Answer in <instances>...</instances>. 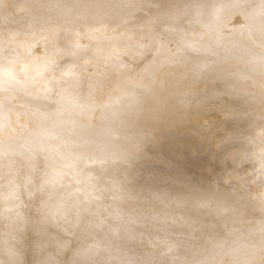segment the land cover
I'll list each match as a JSON object with an SVG mask.
<instances>
[{
    "label": "rangeland",
    "instance_id": "rangeland-1",
    "mask_svg": "<svg viewBox=\"0 0 264 264\" xmlns=\"http://www.w3.org/2000/svg\"><path fill=\"white\" fill-rule=\"evenodd\" d=\"M184 1L0 0V91L27 92L25 97L19 94L22 99H0V144L10 149L17 167L0 177V190L4 189L0 196L10 194L8 200L15 204L17 197L11 192L17 191L16 185L6 177L18 183L30 177V187L14 209L29 222L10 234L7 246H13L14 253L3 246L5 220L12 218L2 208L6 199L0 198V264H235L230 242L205 222L197 235L189 231L192 236L176 242L169 230L188 225L185 213L194 212L198 219L205 209L199 214L180 201L179 209L166 216L172 206L160 207V194L163 188L173 197L195 188L208 199L213 195L204 184L213 188L264 184V0H210L212 7L223 2L219 17L227 19L228 31L216 36L207 28L216 19L209 14L200 17L201 5L209 0H188L194 7L183 11ZM162 14L178 25L159 23ZM166 48L175 54L166 56ZM84 53L90 66L100 69L89 70L79 58ZM133 88L137 99L132 105L128 94L125 99L115 91L130 93ZM40 95L47 98L41 102ZM78 101L86 103L77 110L93 123L90 129L74 126L75 119L61 118L55 121L57 131H50L51 119L76 111ZM63 104L67 110L58 113ZM115 140L129 145L114 147L118 153L108 158L106 152ZM46 141L54 151L74 149L77 154L69 153L68 163L51 162L53 153L44 147ZM220 147L227 151L220 154ZM84 159L94 170L98 166L108 170L107 177L81 176L75 163ZM55 167L68 175V181L43 203L47 197L39 192L47 186L41 178ZM123 168L124 176L119 174ZM151 173L163 187L156 191L148 184L138 191L141 177ZM72 187L82 194L63 195L61 189ZM76 200L82 204L78 211L89 205L93 211L79 214L70 233L63 224L40 220L47 204H61L63 212L54 211L59 216L71 215ZM236 211L229 218L230 212L223 213L226 225L244 217L247 228L237 239L244 250L256 248L264 238V220L250 217L242 208ZM40 239L44 240L37 244ZM261 246L256 261L250 260L256 257L250 253L248 259L243 257L245 252L239 259L243 264H264Z\"/></svg>",
    "mask_w": 264,
    "mask_h": 264
},
{
    "label": "bare ground",
    "instance_id": "bare-ground-1",
    "mask_svg": "<svg viewBox=\"0 0 264 264\" xmlns=\"http://www.w3.org/2000/svg\"><path fill=\"white\" fill-rule=\"evenodd\" d=\"M161 2V0H153V2ZM180 2H179V4L181 3V0H179ZM185 3H182V4H184V6H183V11H185V10H190V9H192V7H194L193 5V3L191 2V1H188V0H185L184 1ZM194 2V1H193ZM211 1L209 0V1H205V2H203V4L201 5V8H202V13L200 14V17L201 18H205L206 16H208V14H209V16H211L212 18H214V19H212L213 21L216 19V22L214 23V22H212V23H210V24H208L207 25V28L209 29V31L210 32H213L214 33V35L216 36V35H222V34H224V33H226L227 31H228V28H226V23H225V21L227 20V19H225V18H223V20L219 17L221 14L219 13L220 12V10H221V7L223 6V2L222 1H220L221 3L220 4H217V5H213V7H212V4L210 3ZM164 3V2H163ZM165 5V4H164ZM219 5V6H218ZM161 7V6H160ZM161 14V13H160ZM163 16L161 17V19H160V21H159V23H161V24H165L166 22L167 23H169L170 25H171V27L173 26V27H175V26H177L178 25V23L176 22V21H173V20H170V17H169V15L168 14H162ZM218 15V16H217ZM225 16V15H224ZM168 20H169V22H168ZM257 21V20H256ZM261 21V20H260ZM258 22V24H261L260 26H262V23H259V21H257ZM256 22V23H257ZM23 23V22H22ZM241 23V22H240ZM247 24H248V22H247ZM257 24V25H258ZM25 25V24H24ZM241 25V24H240ZM239 25V26H240ZM254 25H255V22H254ZM238 26V27H239ZM242 26V25H241ZM244 26V25H243ZM242 26V27H243ZM248 26V25H247ZM256 26V25H255ZM241 27V28H242ZM246 27V26H245ZM257 27V26H256ZM240 28V29H241ZM256 30H257V28H256ZM29 32H31V31H29ZM240 32H242L241 30H240ZM243 35H244V33H242ZM252 34V33H251ZM54 35V34H53ZM245 36H247L246 34H245ZM54 38V37H53ZM188 38L187 37H184V40H187ZM48 43H49V41H48ZM50 45H51V43H49ZM49 46V45H48ZM77 46V45H76ZM3 47V46H2ZM5 47V46H4ZM50 47V46H49ZM66 47H71V44H70V46L69 45H67ZM48 48V47H47ZM72 48H74L73 47V45H72ZM71 48V49H72ZM81 49H83V48H81ZM49 50V49H48ZM85 50V49H84ZM121 50V49H120ZM81 51V50H80ZM82 52V51H81ZM94 52V51H93ZM14 53V52H13ZM39 53V52H38ZM95 53V52H94ZM94 53L92 54V52H91V54L94 56ZM163 53L166 55V56H172V55H174L175 54V52L174 51H172L171 49H169V48H166L164 51H163ZM33 54V53H32ZM72 54V53H71ZM104 54V53H103ZM122 54V53H121ZM38 55V54H37ZM90 55V54H89ZM8 56V55H7ZM16 56V55H15ZM95 56H97V55H95ZM89 57V56H88ZM106 57V56H105ZM52 58V57H51ZM80 58V61L89 69V70H95V69H97V68H99V67H96V66H90V60H89V58H87V55H86V53H84V54H82L81 55V57H79ZM102 59V58H101ZM101 59H99V60H101ZM94 60V58L92 59V61ZM95 61H97V59L95 58ZM121 61V60H120ZM55 62H56V60H55ZM97 64H98V62H96ZM100 64V63H99ZM98 64V65H99ZM122 64V63H121ZM3 65H4V62H3ZM12 65V64H11ZM76 65V64H75ZM74 65V66H75ZM119 65V64H118ZM2 67V66H1ZM86 67H84V68H86ZM5 68V67H4ZM4 68H3V70H4ZM100 69V68H99ZM107 69V68H106ZM116 69H117V67H116ZM14 70V69H13ZM80 70V69H79ZM83 70V69H82ZM98 70V69H97ZM103 70V69H102ZM118 71H120V66L118 67V69H117ZM2 71V70H1ZM6 71L8 72V69H6ZM85 71V70H84ZM101 71V70H100ZM99 71V72H100ZM117 71V72H118ZM4 72V71H3ZM9 72H11V69L9 70ZM109 72H110V70H109ZM108 72V73H109ZM116 72V73H117ZM42 73V72H41ZM112 73V72H111ZM123 73V72H122ZM126 73V72H125ZM3 75H5V74H3ZM38 75H41V74H38ZM109 75V74H108ZM16 76V75H15ZM118 76V75H117ZM116 76V77H117ZM121 76V75H120ZM125 76H128L127 74L125 75ZM46 77V76H45ZM113 77V76H112ZM122 77V76H121ZM9 78V77H8ZM11 78V77H10ZM47 78V77H46ZM115 78V77H114ZM113 78V79H114ZM7 79V78H6ZM120 79V78H119ZM123 79V82H125L126 83V81H127V83H128V79L127 78H122ZM10 80H12V79H10ZM37 80V79H36ZM7 81H8V79H7ZM7 81H5V82H7ZM22 81V80H21ZM38 81V80H37ZM41 81V80H40ZM149 81H151V80H146V83H149ZM114 82V81H113ZM112 82V83H113ZM9 83H10V81H9ZM15 83V82H14ZM23 83V82H22ZM21 83V84H22ZM34 83V82H33ZM118 83H121V81L120 82H118ZM118 83H116V84H118ZM45 84V83H44ZM84 84V83H83ZM86 84V83H85ZM122 84V83H121ZM7 85H8V83H7ZM18 85V84H17ZM20 85V84H19ZM25 85V84H24ZM28 85V84H27ZM31 85V84H30ZM79 85V84H78ZM119 85V84H118ZM126 85V84H125ZM16 86V85H15ZM36 86V85H35ZM37 86H39V85H37ZM79 86H81V84L79 85ZM78 86V87H79ZM86 86V85H85ZM111 86H113V85H111ZM115 86H117V85H115ZM122 86V85H121ZM81 87H83V86H81ZM36 88V87H35ZM117 88V87H116ZM125 88V87H124ZM78 89V88H77ZM120 89V88H119ZM130 89V88H129ZM0 90H2V89H0ZM30 90V89H29ZM49 90V89H48ZM77 91V90H76ZM79 91L82 93V95H83V92H84V89L83 88H80L79 89ZM115 91H116V93H118V95L119 96H121L122 95V97L124 98L125 97V93L126 94H128L127 96L129 97V99H131V102H130V105H132L135 101H136V99H137V93H136V90L133 88V89H131V91H130V93H127L126 91H125V89H123V90H116L115 89ZM118 91V92H117ZM49 92V91H48ZM111 92V91H110ZM24 94L23 96L25 97L26 96V91H25V89H14V88H12V89H8V90H4L3 92L2 91H0V99L2 100L3 99V101L4 100H6V102L7 101H14V100H17L16 98L17 97H19L20 99H22V96H19V94ZM31 93V92H30ZM35 93V92H34ZM44 94H45V92H43ZM20 94V95H21ZM31 94H33V93H31ZM42 94V93H41ZM51 94V93H50ZM29 95V94H28ZM46 95V94H45ZM45 95L44 96H42V95H40L41 96V98H42V101L41 102H43V100L45 99V98H47V97H45ZM113 95V94H112ZM109 96H110V94H109ZM29 97H31V96H29ZM111 97H113V96H111ZM18 98V99H19ZM38 98H40V97H38ZM49 98H53V99H55V97H52L51 95L49 96ZM106 98V97H105ZM118 98V97H117ZM116 98V99H117ZM120 99V98H119ZM125 99H127L126 97H125ZM105 100V99H104ZM106 100L107 101H110V100H108L107 98H106ZM2 101V102H3ZM55 102H57V100L55 101ZM115 102V101H114ZM17 103V102H16ZM48 103V102H47ZM47 103H46V106H47ZM109 104V103H108ZM77 107L78 108H76V111H73L72 113H63V114H61V115H59V116H56L54 119H51V121L53 122V124H50L49 126H48V129H51L50 131H52V132H54V130H56L57 131V128H58V125L57 124H59L58 122L57 123H55V121L56 120H58V119H61L62 118V120H64V119H75V120H72L74 123H73V125L75 126L77 123H78V125L81 127V126H84L85 127V129H90V126H91V124H93V123H91V122H89L88 121V119H85V118H83V117H81L80 115H79V111L77 110V109H81V108H85V105H86V103L84 102V104H81L79 101L77 102ZM107 105V104H106ZM114 106H115V104H113ZM112 105V106H113ZM117 105V104H116ZM174 105V104H173ZM178 105V104H177ZM1 106H2V104H1ZM42 106H44V105H42ZM58 108H61L62 107V105H60L59 103H58ZM68 106V105H67ZM67 106H65L64 107V104H63V107L64 108H62V109H58L59 110V112L58 113H61V112H64L65 110H67ZM109 106H110V104H109ZM3 107V106H2ZM174 107H176V104H175V106ZM173 107V108H174ZM1 108V107H0ZM37 108V107H36ZM55 108V107H54ZM108 108V107H107ZM2 109V108H1ZM48 109H49V107H48ZM110 109H112L111 107H110ZM53 110V109H52ZM54 110H57V109H54ZM51 111V110H50ZM68 111H69V108H68ZM67 111V112H68ZM106 111V110H105ZM8 112V111H7ZM70 112V111H69ZM12 113V112H11ZM27 113V112H26ZM56 113V112H55ZM101 114H102V112H100ZM98 114L99 116L101 115V114ZM9 115V114H8ZM7 115V116H8ZM130 115V114H129ZM10 117V116H9ZM8 117V118H9ZM12 117V116H11ZM29 117V118H28ZM59 117V118H58ZM27 118L28 119H30V116L28 115L27 116ZM26 117L24 118V120L25 119H27ZM99 118V117H98ZM131 118V116L130 117H128V118H126V119H123V120H128V119H130ZM21 118L19 117V120H20ZM14 120V119H13ZM77 120V121H76ZM101 120V119H100ZM59 121H61V120H59ZM67 121H70V120H67ZM20 122V121H19ZM23 122V121H22ZM65 122L66 121H64V124H65ZM71 122V121H70ZM14 123H16V121L14 122ZM69 124V123H68ZM94 126V125H93ZM70 126H68L67 127V130H68V128H69ZM94 128V127H93ZM28 129V128H27ZM77 129H79V128H77ZM94 129H96V128H94ZM132 129V128H131ZM126 130V129H125ZM129 131H130V129H128ZM45 131V130H44ZM68 133H70V132H73V131H67ZM28 133V132H27ZM27 133L26 132H23V135H27ZM30 133V132H29ZM31 133H33V132H31ZM30 133V134H31ZM33 136H34V134H33ZM33 136H31L30 135V138L31 137H33ZM36 136V135H35ZM70 135H68V137H69ZM20 137H21V135H20ZM23 137H25V136H23ZM29 137V136H28ZM27 137V138H28ZM241 137H246V136H241ZM26 138V137H25ZM34 138V137H33ZM38 138V137H37ZM21 138H19V140H20ZM29 140V139H28ZM35 140V139H34ZM46 140V139H45ZM44 140V141H45ZM161 140H162V138H161ZM31 141V140H30ZM31 142H33V141H31ZM152 142V141H151ZM131 145H132V143H130ZM9 145H10V143H9ZM8 145V146H9ZM45 146L44 147H46V148H49L50 150H51V153H53L52 155H53V157H52V155H51V162H56L57 160H59L60 158H64V157H67V155L69 154V153H74V154H77V153H75V151H74V149H71V151L70 150H68V151H61V150H59L60 152H57V150H52L51 148H52V143L49 141H46V143L44 144ZM129 145V143H126V142H121V141H118V140H115L114 142H113V144L111 145L112 147L110 148V149H113L114 147H120V148H124V147H127ZM157 145V144H156ZM7 146V145H6ZM13 146V145H12ZM12 146H10V147H12ZM4 147V146H3ZM6 148V147H5ZM31 148V147H30ZM29 148V149H30ZM151 148V147H150ZM196 148V147H195ZM7 149V148H6ZM219 149V153L220 154H223V153H225L227 150L225 149V148H222V147H220V148H218ZM8 150H10V149H8ZM71 155H73V154H71ZM156 155V154H155ZM155 155H152V157L153 156H155ZM148 156V155H147ZM68 158V157H67ZM264 158H262V160H263ZM84 161V160H83ZM82 161V162H83ZM88 161V164H90V161L89 160H87ZM87 164V165H88ZM104 164V163H103ZM165 165H167V164H165ZM90 166V165H89ZM88 166V167H89ZM91 167V169H93L92 168V166H90ZM71 169V168H70ZM136 171V170H135ZM135 174H137V173H135ZM134 174V175H135ZM153 174L154 173H151V174H148L147 176H142L141 178H142V180L143 181H141V184L139 185H136V188L138 189V191H140V190H143L144 189V186L145 185H148L149 184V186H150V188L151 189H154V190H156L157 191V189H159V187L160 188H162L163 186H160V184H159V182L157 181V178H152V177H154L153 176ZM76 175V174H75ZM166 175H168V176H172V172H168ZM66 176H68L67 174H62V173H60V174H56V176L55 177H51V176H48V180L49 181H47V183H45V185L47 186V188H44V189H41V192H39V193H41V194H44V197L46 196L47 197V199L46 200H44L43 201V203H45L46 201L48 202V200H49V202L51 201V196H52V192H53V190H55V189H58V190H60L59 188H61L60 186H62V184H64L66 181H68L67 180V178H66ZM135 177H138L137 175L135 176ZM130 178H132V176L130 177ZM129 178V179H130ZM14 177H6V181L7 182H11V183H14L15 185H16V189H17V191L14 189V191L13 192H11V196L12 195H15V197H17V200H16V203L15 204H13L12 202L13 201H9L8 199H9V196H10V194H7V193H3V194H1V196H0V198L1 199H6L5 201H3L2 202V204H4L3 205V210L5 209L7 212H11V220H5V223L8 225L7 227H8V230H7V233H6V238L4 239L5 240V242H4V244H3V246H4V249L6 250V251H8V252H12V253H14V251H16V249H14L13 248V246H11V247H8L7 245H9V241H10V243H11V241L12 240H8V239H10V234L11 235H13L14 234V232H12V231H14L15 229H19L17 232H19V231H21V230H23V229H25V226L24 225H27V223H29L27 220H24V219H22V216L21 215H18V214H14L15 213V208L18 206V205H20L21 204V202H22V199H20V197H21V195H23V193L24 192H26V190L28 189V187H30V186H27L28 184H30L29 182H30V177L28 178L27 177V179H23L24 180V182H22V183H18V182H14ZM128 179V180H129ZM136 179V178H135ZM134 179V180H135ZM140 179V178H139ZM22 180V179H21ZM136 181H138V178H137V180ZM82 182V181H81ZM87 182V181H86ZM124 183V181H121V183ZM128 182V181H127ZM90 183H92V182H90ZM130 183V182H129ZM134 183V182H133ZM135 183H138V182H135ZM134 183V184H135ZM131 185H132V182H131ZM87 186V185H86ZM103 187V186H102ZM131 187V186H130ZM206 190H208L213 196L212 197H210V198H205V195L203 196L202 195V193L198 190V189H191V190H189V191H186L185 193L184 192H182V193H180V194H178L177 196L175 195L174 197L172 196V195H170V193L169 192H167L166 190H165V188H163V190H162V192H161V194L160 195H162V197H161V204H159V206L160 207H165L167 204H171V210H170V212H168L167 214H166V216H170V215H173V213H174V211H172V210H175V209H177L178 208V206L180 205V204H178L180 201H185L186 203H187V205H188V207L189 208H192L193 210H196V212H198L199 213V211H201V209H205V213H204V215L202 214L198 219H197V217H195L194 216V212H190L191 214H187V213H185V216H186V219L188 220V225H184V226H186V227H176V228H174V227H172L170 230H169V234L170 235H172V236H174L175 237V241L177 242H182V241H184V240H186V239H188L190 236H192V235H197L199 232H198V230H199V226H200V224L201 223H203V222H205V223H207L209 226H210V228L212 229V232L213 233H215V234H220V236L223 238V239H226V240H228V242H230V245H231V247H233V258H234V263L235 264H237V263H239V264H243V262L244 261H242V259H239V256L242 254V253H244L245 252V255L243 254V257H245L246 259H248L247 257L248 256H246L248 253H250V254H252V256L254 255V256H256V257H253V259H250V260H253V261H256V259H258V253L259 252H261V249H262V246H261V244H264V238L263 239H261V242H260V245H258L256 248H254V249H247V250H244L243 248H244V246L242 245L241 246V244H240V242L238 241V239H237V237H238V235L240 234V233H242L243 231H245L246 230V228H247V226H246V224H247V220H245V218L244 217H242V216H240L239 218L237 217V218H235V220L233 221V220H231L232 222H233V224H231L230 226L229 225H226V222H227V220H228V218L231 216V215H233L234 214V212L235 213H237V209L238 208H242V210H245V211H247V214L250 216V217H255V218H258V219H261V220H264V184H258V185H256V188H252V187H250V186H247V185H245V184H240V185H236V184H232L231 186H226V187H220V188H213L212 187V184H204V186H203ZM25 188V189H24ZM88 188V187H87ZM86 188V189H87ZM94 188V187H93ZM114 188V187H113ZM79 189V188H78ZM82 188H80L79 190H81ZM84 189V188H83ZM90 189H92V187L90 188ZM96 189V188H95ZM3 190L4 189H1L0 191L1 192H3ZM29 190L31 191V189L29 188ZM63 192V195H65V196H69V195H75V194H78L79 192H81V191H76L77 189H75V188H70L69 190H67V189H61ZM85 190V189H84ZM87 190H89V189H87ZM94 190V189H93ZM113 190V189H112ZM169 190V189H168ZM76 191V192H75ZM169 191H171V190H169ZM83 192V191H82ZM82 192L80 193V194H82ZM75 193V194H74ZM84 194V193H83ZM43 197V198H44ZM169 201V202H168ZM214 201V202H213ZM42 203V202H41ZM72 208L74 209L75 208V210H73V211H71V212H69L71 215H68V214H64V215H57V213L56 212H54L55 210H58V211H61V212H63L61 209H60V206H61V204H47V207H46V209L43 211V213L41 214V219L40 220H49V221H52L53 223H56L57 225H60V224H63V230L66 232V233H70L72 230H74L76 227H77V223L79 222V220H80V216H78L79 214L81 215V213L82 212H84V210H86V211H93V209L91 208V206L92 205H89V206H83V208H84V210L81 212V211H78L79 210V208H80V206L82 205L81 203H80V201L79 200H76V201H74L72 204ZM235 206V207H234ZM93 207V206H92ZM161 209V208H160ZM179 209V208H178ZM234 209H235V211H234ZM76 210L78 211V214H75V212H76ZM5 211V212H6ZM227 211L228 212H230L229 213V215H228V218L227 217H225V215L223 214L224 212H226L227 213ZM54 212V214H53V217H52V219L53 220H51L50 219V217H51V215H52V213ZM186 212V211H185ZM184 213V212H183ZM199 214H201V213H199ZM228 214V213H227ZM17 215V216H16ZM161 218L160 219H162L163 218V216H160ZM227 219V220H226ZM25 221V222H24ZM228 223V222H227ZM81 225V224H80ZM194 225H196V226H194ZM32 226H35V225H32ZM190 226V227H189ZM61 228V227H60ZM38 231H39V233H41V229H37ZM194 230V231H193ZM189 231H192V235L190 234V232ZM44 239H40V240H38L37 241V244L38 243H40V241H43ZM172 244V243H171ZM89 245V244H88ZM88 245L86 246V249L84 250V251H86V250H88ZM201 245H199L198 246V248L197 249H199V248H201L200 247ZM85 248V247H84ZM55 255H57L56 253H55ZM250 256V255H249ZM49 257V256H48ZM252 258V257H251ZM46 262V261H45ZM45 262H42V264H47V263H45ZM256 263V262H255ZM40 264H41V262H40ZM251 264V263H250Z\"/></svg>",
    "mask_w": 264,
    "mask_h": 264
},
{
    "label": "water",
    "instance_id": "water-1",
    "mask_svg": "<svg viewBox=\"0 0 264 264\" xmlns=\"http://www.w3.org/2000/svg\"><path fill=\"white\" fill-rule=\"evenodd\" d=\"M118 151H119V149H115V148L108 149V151L106 152V153H108L107 154L108 158H110V156H112V154L116 155V153H118ZM9 152L10 151L5 150V148L3 147V145L0 144V170H1L0 171V177L6 176V170H8V168H10V167L11 168H14L13 171L15 170V172H16L17 167H14V165H13L14 164V160H13L12 155L9 154ZM10 153H12V152H10ZM60 160L63 161V162L68 163L70 161V158L64 157V158H60ZM60 160H58V161H60ZM74 161L75 160H73L72 162H74ZM82 161L83 160H80V161H77L76 163L75 162L74 163L77 166H79L77 169H78L80 175L83 176L84 178L87 177V176H90L91 177V175H96V173L97 174H100L101 177H107L108 170H104L105 168H99V166H98V167H95L96 170H94V168L91 169L90 166H92V165L91 164H88V161L87 160L84 159V161L83 162ZM57 167L51 169V171L49 172V175H47V176L55 177L56 174L63 173V171L61 170V168H58V170H57L56 169ZM124 170H126V169L123 168L121 171H119V174H121L122 176H124L126 174V172ZM47 176H43L41 178V180H43V184H45V183H47V181H49Z\"/></svg>",
    "mask_w": 264,
    "mask_h": 264
}]
</instances>
